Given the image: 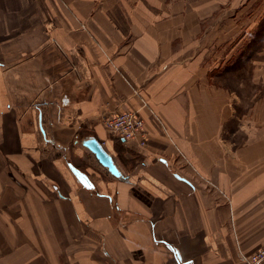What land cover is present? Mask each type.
Wrapping results in <instances>:
<instances>
[{
	"label": "crops",
	"instance_id": "crops-1",
	"mask_svg": "<svg viewBox=\"0 0 264 264\" xmlns=\"http://www.w3.org/2000/svg\"><path fill=\"white\" fill-rule=\"evenodd\" d=\"M225 1L0 0V264H242L259 247L264 42L216 41ZM114 109L143 118L145 147L104 127Z\"/></svg>",
	"mask_w": 264,
	"mask_h": 264
},
{
	"label": "rangeland",
	"instance_id": "rangeland-1",
	"mask_svg": "<svg viewBox=\"0 0 264 264\" xmlns=\"http://www.w3.org/2000/svg\"><path fill=\"white\" fill-rule=\"evenodd\" d=\"M247 5L249 7L243 9ZM222 10L225 12L219 14ZM215 18L216 30L221 34L216 41H239L244 37V41L249 43L260 40L264 42V0H226L216 11Z\"/></svg>",
	"mask_w": 264,
	"mask_h": 264
},
{
	"label": "built area",
	"instance_id": "built-area-1",
	"mask_svg": "<svg viewBox=\"0 0 264 264\" xmlns=\"http://www.w3.org/2000/svg\"><path fill=\"white\" fill-rule=\"evenodd\" d=\"M103 125L110 133L124 141H137L139 146H146L145 123L135 111L121 109L106 111ZM239 259L242 264H264V239L255 251L249 254L240 253Z\"/></svg>",
	"mask_w": 264,
	"mask_h": 264
},
{
	"label": "water",
	"instance_id": "water-1",
	"mask_svg": "<svg viewBox=\"0 0 264 264\" xmlns=\"http://www.w3.org/2000/svg\"><path fill=\"white\" fill-rule=\"evenodd\" d=\"M83 144L94 154L100 165L105 167L112 175L120 176L121 173L117 169L111 155L103 148L102 144L95 138L91 137L83 141ZM76 175L83 181L87 182L86 177L73 168Z\"/></svg>",
	"mask_w": 264,
	"mask_h": 264
}]
</instances>
